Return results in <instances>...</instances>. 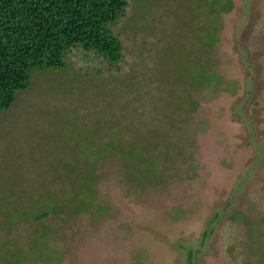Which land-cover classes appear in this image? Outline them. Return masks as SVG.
Returning a JSON list of instances; mask_svg holds the SVG:
<instances>
[{
	"label": "rangeland",
	"instance_id": "374dc122",
	"mask_svg": "<svg viewBox=\"0 0 264 264\" xmlns=\"http://www.w3.org/2000/svg\"><path fill=\"white\" fill-rule=\"evenodd\" d=\"M111 29L119 62L72 49L0 115V264H264V0H128Z\"/></svg>",
	"mask_w": 264,
	"mask_h": 264
},
{
	"label": "trees",
	"instance_id": "16d2710c",
	"mask_svg": "<svg viewBox=\"0 0 264 264\" xmlns=\"http://www.w3.org/2000/svg\"><path fill=\"white\" fill-rule=\"evenodd\" d=\"M127 7L128 0H0V115L13 105L19 93L29 89L33 73L63 70L66 54L72 49L80 47L110 63L119 62L122 44L111 26ZM230 9L231 2L227 11ZM193 67L188 69L191 73L185 80L193 88L204 87L211 79L198 66ZM213 80H217L216 76ZM132 144L142 153L149 147ZM115 150L128 168L135 166L142 154L130 152L122 144H117ZM59 209L53 205L35 219H45ZM212 223L213 219L203 232L202 241L212 233ZM197 253L186 251L184 264H198Z\"/></svg>",
	"mask_w": 264,
	"mask_h": 264
}]
</instances>
